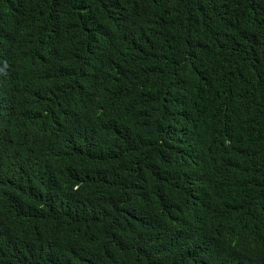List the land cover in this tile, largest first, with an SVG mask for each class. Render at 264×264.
I'll list each match as a JSON object with an SVG mask.
<instances>
[{
    "label": "trees",
    "instance_id": "16d2710c",
    "mask_svg": "<svg viewBox=\"0 0 264 264\" xmlns=\"http://www.w3.org/2000/svg\"><path fill=\"white\" fill-rule=\"evenodd\" d=\"M0 264H264V0H0Z\"/></svg>",
    "mask_w": 264,
    "mask_h": 264
}]
</instances>
